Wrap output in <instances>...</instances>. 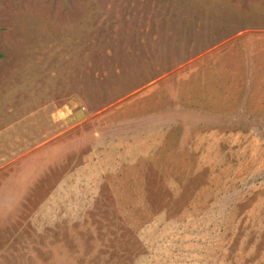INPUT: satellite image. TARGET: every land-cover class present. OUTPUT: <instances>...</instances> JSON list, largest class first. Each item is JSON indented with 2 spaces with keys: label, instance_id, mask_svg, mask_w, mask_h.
Returning <instances> with one entry per match:
<instances>
[{
  "label": "rangeland",
  "instance_id": "rangeland-1",
  "mask_svg": "<svg viewBox=\"0 0 264 264\" xmlns=\"http://www.w3.org/2000/svg\"><path fill=\"white\" fill-rule=\"evenodd\" d=\"M0 264H264V0H0Z\"/></svg>",
  "mask_w": 264,
  "mask_h": 264
},
{
  "label": "crops",
  "instance_id": "crops-1",
  "mask_svg": "<svg viewBox=\"0 0 264 264\" xmlns=\"http://www.w3.org/2000/svg\"><path fill=\"white\" fill-rule=\"evenodd\" d=\"M124 132H125V131H123V132H119V133H118V138H117V139H113V142H114V143H117V142L119 141V136H120V134H121V133H124ZM94 136L96 137V139H95ZM94 136L91 134V136H90V141H93V140L95 141V140H96V142H95V143H96V147H95L94 151H90V152H89L90 156H89V158L86 159V160L89 161V162H90V161H91V162H94V161H95V162H96L95 165H96L97 163H98V164L100 163L101 165H103V164L106 163V161H111V160H110L111 158H110V157H103V158H105L103 164H102V162L99 161L100 158L97 157V155H98V151H99L98 149H101L102 146H101V144H100L101 147H98V145H97L98 143H97V142H98L99 140H102V139H103V138H101V137H102V133H101V132H100V133H99V132H95ZM107 140H108V139H107ZM115 140H117V141H115ZM122 143H123V146H126V143H125V142H122ZM118 144H119L120 146L122 145V144H120V143H118ZM118 144H117V145H118ZM145 146H147V145H145ZM143 155H144V154H143ZM113 160H115V159H113ZM111 162H113V161H111ZM113 163H114V162H113ZM91 164H93V163H91ZM114 164H115V163H114ZM86 166H87V165H86Z\"/></svg>",
  "mask_w": 264,
  "mask_h": 264
}]
</instances>
